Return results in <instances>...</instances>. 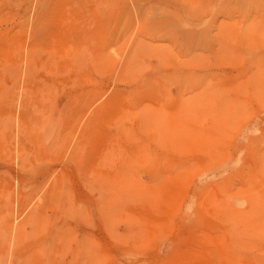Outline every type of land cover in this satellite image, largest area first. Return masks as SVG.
Segmentation results:
<instances>
[{
  "label": "rangeland",
  "instance_id": "obj_1",
  "mask_svg": "<svg viewBox=\"0 0 264 264\" xmlns=\"http://www.w3.org/2000/svg\"><path fill=\"white\" fill-rule=\"evenodd\" d=\"M196 1L199 3L203 2L202 8L201 4L199 6V3ZM41 2V0H0V35L2 34V37L0 36V120L2 119L1 117L8 119V116H10L9 123H12L11 125L8 123V126L5 125L7 127V130H3L5 133L0 131V138L4 139L3 141L0 140V207L3 206L7 208V212L9 213L8 216H10L9 231H11L10 234L8 230L6 231L9 234L6 236L7 240L0 236V257L2 256V258H0V264H5L6 261L8 264H15V262L16 264H25L27 262V259L25 258H28V250L32 248L39 251L45 244H50V246L52 244V258L55 261L62 258L65 264H203L205 258L206 260L210 258L209 260L212 261H205V263L208 262L207 264H212L213 262L215 264H223V260H225L223 258H227L228 255L231 256L232 254L231 258H227L229 260L234 258V260H237V262L235 261L236 263L231 260L233 261L232 264H264V0H45L46 5H48V10H43V14L39 11V8L42 9ZM180 2H183V4ZM151 6L160 10L152 7L154 9V13H152L153 10L150 8ZM53 7L57 10L55 11L52 9ZM37 10L42 15H38L39 13L36 15ZM155 10L159 12H156ZM52 11L54 12V15H52ZM192 11H194V13ZM191 12L194 15L191 14ZM49 13H51V15H49ZM163 13H165V15H163ZM195 13L198 14L195 15ZM153 14L156 17H151ZM37 16H41L45 22H47V27L50 24H52L50 25L51 27L53 25H56L55 27H57V23L62 22V24L65 25L64 21L67 18V21L70 20V22L74 24H69V22L65 21L66 26H71V29L74 28L73 26H75V28H80L79 33L82 35V42L86 41V39H89L88 41H90V39L97 34L96 32L99 34L100 31L99 35L103 37L105 36V41L99 40L100 42H103L101 45H97L96 43H99L98 38H100L97 34V37H95L97 40H95L96 43L93 41L94 39L91 40L93 43L90 42V44L92 43V48L94 45L96 46L94 49L97 50L90 49V47L89 50L87 47L89 42H85L88 44L87 46L85 43L84 45L82 44L84 47L86 46L85 50L87 51L84 50V59H82V63L80 62L81 65L83 64L82 66L78 65V67L73 68V70L68 69L69 71L65 72L57 69L49 70L46 68L39 67L38 69L35 67L32 70V75L34 73L35 76H31L34 78L28 80L27 72L24 69V56L30 46L29 44L32 43V34L34 33L33 31H35V26H37L36 24L39 19ZM60 20L62 22H60ZM182 21L183 23H181ZM62 24L59 25L63 26ZM90 27L93 30L94 28H97V31H92ZM183 27H187V29ZM249 27L250 29H248ZM82 28L83 30H81ZM85 29L87 32L89 31L87 29H90V33L93 32L92 35L90 34L91 38H89L90 36L88 37L89 33L86 35V31L84 32ZM250 30L252 31L251 33L253 36L249 33ZM83 32L85 34H83ZM102 32L106 34L102 35ZM247 32L249 35L246 34ZM254 33L261 35V37ZM84 35L87 36V38H83ZM3 37L4 41L2 39ZM129 38L131 40H129ZM140 40L143 42V45ZM146 44L148 46L150 45V47L147 48ZM109 48L111 49L109 50ZM128 48L130 49L127 50ZM91 50L99 52L100 55L102 54V57H100L98 53L96 54V52L94 56V52H91ZM191 51H193L192 54H190ZM90 52L92 54H90ZM137 52L138 55H136ZM129 53H131V55H129ZM90 55L95 58L98 55L100 57L98 63L95 61L92 62L93 60L91 59L92 57L90 58ZM119 55L120 58H118ZM130 56L131 58H129ZM159 56L160 58H158ZM190 57L192 59H190ZM127 58L130 59V62L132 60V63L137 64L138 66L128 63L129 66L131 64L130 68L127 65V62H129ZM59 59L61 58L59 57ZM134 61L137 62L135 63ZM10 62L17 64L15 67L16 70L12 71ZM126 65L130 68V71ZM142 65H144V68ZM79 66L82 69L79 68ZM132 67H135V70H133ZM24 72L26 73V76L24 75ZM191 73L194 77L198 76V78H192L194 80L200 78L208 80L210 82V85H208L209 88L208 86L206 88L204 86V88L199 90V86L203 87L201 82L203 80H198V82H201V85L200 83L198 84L199 86L193 84L192 86H195V89L188 84L185 86V83H182L183 87L180 85V89L185 86L184 89L187 87V90H189L191 86V90H194V92L190 95L189 92H185L186 90L183 89L181 91H183V93L185 92V95L182 94L181 91L179 93L180 89L178 90V85L181 82L179 84L178 82H184V77H187V75L192 76ZM201 75L203 77H200ZM135 79H138L136 80L137 84L133 83L135 82ZM189 79H191V77L188 78V80ZM70 80H73L74 83ZM140 80L143 81L139 82ZM145 80L151 81V84H146L147 82ZM206 80L203 82L206 83ZM192 81L190 82L191 84L198 83L197 80ZM49 82L51 85L47 84ZM138 84L139 86L137 87L136 85ZM142 84H144L145 87ZM90 85H94L98 93V95L92 97V101L83 99L80 96V92L83 91L84 88L88 89ZM141 85L144 89L141 88ZM135 88L138 90L139 95H136L138 93H136L137 90L135 91ZM145 88L147 89V92L144 91ZM80 89L82 90L80 91ZM118 89L119 92H117ZM121 89H123V91L128 90V93L126 94L125 91L124 95V92H121L123 94L121 95ZM141 89L143 92L139 91ZM113 91H116L114 94L115 96L119 93V97L118 95L117 98L114 97ZM202 94H204V97L200 96ZM110 95L111 97L113 96L114 99L108 97ZM120 95L122 97L124 96V98ZM106 98L107 100L111 98L109 100L112 101H106ZM119 98L125 100H119ZM171 98L174 100H171ZM188 99L192 103H189ZM216 99H218V101ZM102 101H104V103ZM115 101L116 103L119 101V104L117 105L118 107L115 106ZM122 102L124 105L126 103L125 110H123L124 107L121 108L122 106H119L120 103L123 105ZM197 102L200 104H197ZM214 102L220 103H215V105L213 104ZM112 103H115V105H112ZM184 103H187L185 104L186 106L191 104L189 105V109H195V113L192 109V112L188 109L190 113L185 111L188 106L186 107ZM223 103H226V106ZM81 104L85 105V107H81ZM142 104L153 106L152 108L144 106L143 111H145V109H150L153 111L150 112L154 114L159 112L155 109L162 108L161 110L163 113H160L159 116L158 114L154 115L153 117L158 119H153L152 113L148 115L149 110H146L148 113L145 112L147 116H144L145 113L141 110L143 107ZM157 104L160 105L156 106ZM221 104L228 108L227 111L225 110V107V109H223ZM103 105L107 108V110H104L106 111V114L100 112L101 108L98 109L100 106L103 109H106ZM108 105H111V108H113L114 111L110 112L113 109L110 110V106ZM136 105L139 109L138 107H135ZM161 105H163V107H161ZM173 105L176 106L177 110L178 108L180 110L177 111ZM95 106H97L96 111L100 112V114L102 113L101 116H103L104 113V116L102 117L104 119H102L100 115L96 116L99 114L98 112L93 113L94 115L96 114V117L101 119V122H99L100 119L97 121L99 123L94 121L96 119L95 116H90V114H92L91 111ZM155 106L156 108H154ZM183 106H185V108ZM181 107L184 108V111ZM23 108H26V111L28 112L30 111L28 116L31 120L33 134L28 136H23L20 132L16 133L18 131L17 125H19L18 122L20 121L19 117ZM163 108L167 109L169 114L172 111V114H167L168 117L170 116V119L166 117V110L164 112ZM172 108H174L175 111L174 109L172 110ZM52 109L54 111V113L52 112V115L56 116L54 119L52 117V120L57 122L54 123L53 131L54 135L59 134L57 138L58 140L56 142H50L51 146L48 149L44 150L41 148L40 150H35L36 147L32 140L33 136L35 133L42 132V128H44L42 125L44 117L48 114L47 112ZM232 109H234L235 112ZM131 110H134L137 113H134L133 111L131 113ZM181 110L184 112L183 116ZM212 110L216 112L213 113ZM94 111L95 108L92 112ZM107 111L110 112L109 115L107 114ZM117 111L119 114H117ZM196 111L198 112L197 114ZM139 112H141L140 115ZM75 113H77L76 116ZM114 113L118 115L119 119H123L120 123L117 115L111 117ZM73 114L74 117L71 116ZM137 114L140 118L142 117L141 119H149V121L146 119L147 121L144 120V122L140 119L139 120L152 130L149 128H142L144 127V124L140 127L141 122L136 118L138 117L136 116ZM80 115L83 116H81L83 121L88 118L90 120L88 123L92 122V124L97 126L89 124L93 127L90 128L89 125H86L88 127L86 128L85 124H87V122H85V120V124H83V122L81 123L82 119L79 118ZM109 116L112 120L109 119ZM193 116L194 118L196 116V118H190ZM161 118H167L168 122H165L164 119ZM175 119H185L184 122L186 123L187 128L184 127L185 123L184 126L182 125L183 129L180 128L183 123L179 121L178 122L181 123L179 124L180 126L177 124V121L170 125ZM104 120L107 121L109 125L108 123L106 124V122L104 124ZM113 120L115 124L116 122L118 123V129H116L117 126H115V124L113 127ZM159 120H163V122H159ZM150 121H152L153 124H150ZM153 121L157 122L156 127H159H157V131L154 128L155 126L151 127L154 125ZM121 122L124 125L120 126L119 124H121ZM187 122L194 123L195 126L202 129L199 130L193 124L190 125ZM101 123L102 125L104 124V127H107V131L105 130L106 127L104 129L102 125V129L99 127L98 124ZM147 123L150 125L147 126ZM165 123H169L168 125H170V128L169 126L164 125V127L169 129L162 128L163 125L161 126V124ZM70 125L71 127H69ZM160 126L165 131L161 130ZM2 127L3 125L1 126L0 123L1 130ZM68 127L70 129H68ZM81 127H85L83 129L87 134L89 128V132L92 134V132L94 133L96 130H94V128L99 127L96 131H99L100 129L101 131L94 135L99 141H91L94 137L90 134L87 136L84 131L82 132ZM121 127H124V132L120 129ZM188 127L194 128V132H197L194 134L191 128L188 129ZM184 128L185 130L187 129V132ZM78 129H81V132H79ZM116 130L117 132H115ZM171 130H174V132L172 133ZM105 131L106 135H104ZM179 131L181 132L179 133ZM100 132L104 137L101 136ZM83 133L84 136L86 135V138L83 137ZM107 133H109V135ZM116 133H120L118 135L119 137L122 134L121 143L124 147L123 149H121L122 145H120V140L118 141L120 138ZM159 133L163 134L158 136ZM77 134L82 135V139L80 138L82 142L85 138L82 148L83 157H85V159L89 158L87 160L95 158L96 160L94 159L93 161L95 162L93 163L99 161L100 164L98 165L100 166L93 164L94 166L92 168L94 171L91 169V172L88 170L87 173V171L77 170L74 165L70 164V170L66 171L67 176L63 177V179H58L60 173L59 168L61 169L62 162L64 161V158L66 159L70 145L78 140ZM124 134L125 138L122 137ZM96 135H99L106 140H103L100 137V139H98ZM107 135L109 138H107ZM113 135H116V137L114 136V139L112 137ZM162 135L164 136L162 137ZM165 136L166 138L164 139ZM56 137L57 136H55V139ZM89 137L90 139L91 137L93 138L89 140ZM156 137L160 139L161 147L160 144H157L159 140L156 141ZM111 138L114 140H112L113 142H111ZM115 138H117L119 144L115 143L117 142ZM28 139L32 140V142ZM88 140L91 141V146ZM165 140L166 144H169L166 145L164 143ZM215 140H218L219 144L216 142L218 147L216 146V143L213 142ZM94 142L97 146L94 145ZM99 142H101V145ZM103 142L105 146L102 145ZM21 143H24L26 147H28L27 152L29 156L27 155L25 157L24 162H22L24 164L20 163L21 160L17 156L19 149L18 146L22 145ZM111 143L117 148V150L110 145ZM156 144L158 146H156ZM117 145L119 147H117ZM213 145L215 146L213 147ZM92 146L93 148H90ZM98 146H101L99 148L100 151ZM156 147L159 149L158 152L160 151L161 154L165 153L162 155L170 157L166 158L163 156L164 159L166 158L165 160L169 159L168 162L164 159L162 161H165V163L167 162L168 166H166L165 163H161L160 166L165 164L162 167L158 166L157 160V164L155 160H152L151 163L147 164L148 162L146 160L150 161L151 159V156H147L149 155V152L150 155L151 153L154 155L152 159H158L161 157L157 156L158 153H156ZM87 148H90V150L92 149V152L95 148L98 149L101 158L99 155L97 156L98 158H96L97 154L95 155L94 153H97V150H94L93 153H89L90 150ZM103 148L105 150L102 152ZM125 148H127L126 152L133 151V153H137V156L132 155L133 153H127V155L124 150ZM133 148L136 149L132 150ZM143 148L147 150L146 153L148 154L141 152L145 150ZM106 149H111V152L108 150V152H106ZM139 149L140 151L138 153ZM164 149L167 152L164 151ZM207 150L209 151L207 152ZM100 152H102V155ZM105 152L109 155V159L103 158L106 155ZM109 152L110 154H108ZM169 152L172 156H167L168 154L170 155ZM124 153L126 155H124ZM89 154L94 157L91 158ZM111 154H114L115 156H112ZM139 154L142 156L146 154L145 158L142 157L141 159V155ZM122 155H124L123 159ZM178 155L181 156V158ZM133 156H135L137 161L140 159L146 160L141 161L140 164L138 163L140 161L136 162ZM201 156H203L205 160L200 159L203 158ZM175 157H178L179 159ZM131 158L135 162L129 163L131 162ZM162 158L158 159V161H161ZM182 158L189 159L184 161ZM119 159H122V162L119 161ZM126 159H129L130 161L127 162ZM102 160L104 161L103 164ZM107 160L109 162H107ZM181 160L183 162H181ZM196 160L198 162H196ZM123 161L124 163L127 162L126 165ZM170 161H174V163ZM142 162L147 163L144 165ZM152 162H154V164ZM50 163L51 165H49ZM176 163L179 164L178 169H176L177 167L175 168V166H178ZM117 164L121 166H117ZM150 164L153 166H150ZM123 165H130V167H132V170L130 169L132 171L130 174L133 173L134 177L133 174L130 176L127 174L129 172L126 173V170L130 171L129 167L124 166V168H128L124 169ZM154 166L157 167V170ZM105 167L108 171L104 170ZM114 167H116V169H114ZM120 168L125 170L122 171L121 169V171L124 172L123 174L130 176L129 180L136 178V181L139 180L137 181L139 184L141 181H143V183L149 182L151 184V189L150 186H148V188L145 186L146 184L143 185L141 183L142 186H144V189L148 190L147 193H128V196H126L127 193H125L126 195L122 193V195L119 196V193H113L110 188L105 187L103 189V186H101L102 188H98L100 185H98L99 182L96 176L105 179L108 173L109 177L122 175V173H115L117 170L119 172ZM148 169L150 170L149 173H151V170H153L154 173L152 172L151 175L147 176ZM174 169L176 170L173 171ZM103 170L106 171V176L103 175L105 173ZM168 170L171 171L170 174L168 173ZM160 171L163 172V175L160 174L159 176L161 177L157 180V172L161 173ZM89 172L91 174H93L92 172H95V174L91 175L93 177L88 175L90 174ZM100 174L104 177H100ZM108 176L107 178H109ZM151 176H155L156 180L154 179L155 181H153ZM54 179L56 183H54ZM219 179L220 181L218 182ZM216 181L220 185H218ZM132 182L133 181H131V183ZM134 182L132 184H134ZM135 184L137 183L135 182ZM153 184L156 185L152 186ZM59 185L61 186L60 191ZM50 186L55 189L58 188V193L60 192V194L55 193V196L53 197L54 201L51 202V199L49 206L45 209L46 217H43V219L47 220L45 225L42 224L43 226L41 228L39 227V225H41L40 222L44 221L42 220L39 222L40 224L36 223L35 226H31L32 228H23L22 230L26 232L22 233L24 235H22V240L21 238H18L16 240L18 244L14 245L17 249L12 248L14 241L12 237H14L13 235L16 233L19 222L23 220L24 215L28 213L29 207L34 201L33 199L38 197ZM168 188L171 190L169 191ZM213 188H215L217 192ZM247 188L248 191L245 190ZM202 190L207 192L205 193L207 194L206 196H203L205 194H202ZM200 196H203V198L201 197V204L198 202L201 199ZM55 197L57 198L56 203ZM23 199L25 201L21 203ZM26 199H30L28 200V202H30L28 203ZM196 200H198V205L196 204ZM204 200L206 201V204H204ZM186 203L189 204L186 206ZM51 204H55V207ZM184 205L189 208V211L187 210L188 212L184 211ZM204 208H206V211ZM172 209L174 211H172ZM211 210H213V212ZM209 211H211V213ZM53 212L55 214H53ZM111 212L114 213L112 214ZM106 216L109 219H106ZM125 218L127 221L128 219L129 221H132L133 219L134 223L132 221V225L130 226L131 223H128L129 221L127 222ZM192 218L194 220H192ZM209 218L212 222L206 221ZM107 220L115 226L114 228L116 230L113 229L112 225L109 224L110 222ZM105 221H107L108 224ZM203 221H206L205 224ZM194 222L196 227L193 224ZM209 222L211 224L208 225ZM105 225H109L111 229L109 226ZM199 225H201V227ZM203 225L206 226L204 227ZM225 226H227L228 229L227 227L225 228ZM33 227L35 228L33 229ZM211 227L212 229H210ZM214 228H218V230H213ZM227 230H229V233ZM221 231H224V233ZM205 233H208V235L206 236ZM226 233L227 235H225ZM220 234H224L223 237H226L222 238ZM203 235H205V239H203ZM231 236H233L232 239H230ZM200 237H202L201 240L198 239ZM227 237H230L229 240ZM219 238H222L223 241L221 239L217 242H222L217 243L216 240ZM224 240H226V242H224ZM227 240L229 241L228 246L223 245V247L222 244H227ZM230 240H232V244ZM181 242L182 244H180ZM219 245H221V247ZM218 246L220 247V250ZM222 247L223 249H221ZM231 247L232 249H230ZM209 248L214 250V252L212 251L213 254H211V251H207L210 250ZM226 248L230 250L224 251ZM215 250L216 252L218 251L217 254H219L221 258L223 257L222 259L216 254L217 257H215ZM17 251L21 254L20 256L19 254L17 255ZM230 251L232 254H230ZM93 254L95 256H92ZM38 255L41 256V254ZM214 258L216 260H214ZM231 261H229L230 264Z\"/></svg>",
  "mask_w": 264,
  "mask_h": 264
},
{
  "label": "bare ground",
  "instance_id": "obj_2",
  "mask_svg": "<svg viewBox=\"0 0 264 264\" xmlns=\"http://www.w3.org/2000/svg\"><path fill=\"white\" fill-rule=\"evenodd\" d=\"M41 1H42V2H41V5H42L41 7H42V9L39 8V11L42 12V11L45 10V9L48 10V5H46L45 0H41ZM174 1H176V0H174ZM194 1H195V0H194ZM166 2H167V1H166ZM177 2H179V1H177ZM196 2H197V1H196ZM121 3H122V2H121ZM180 3L183 4V2H180ZM197 3H199V2H197ZM169 4H170V3H169ZM189 4H190V3H189ZM195 4H196V3H195ZM200 4H201V8H202L203 2H200V3H199V6H200ZM38 5H40V4H38ZM186 5H187V4H186ZM190 5H191V4H190ZM192 6H195V5H192ZM222 6H223V5H222ZM222 6H221V7H222ZM152 7L155 8L154 6H151L150 8H152ZM159 7H160V6H159ZM162 7H163V6H162ZM210 7H211V6H210ZM217 7H219V6H217ZM37 8H38V7H37ZM153 8H152L153 12L150 10L152 13H154V9H153ZM188 8H189V7H188ZM192 8H193V7H192ZM211 8H212V7H211ZM254 8H255V7H254ZM49 9H50V8H49ZM52 9H54V7H53ZM52 9H51V10H52ZM59 9H61V8H59ZM69 9H70V8H69ZM155 9L160 10V9H158V8H155ZM217 9H218V8H217ZM54 10L56 11L57 9H54ZM87 10H88V9H87ZM142 10H143V9H142ZM173 10H174V9H173ZM155 11H156V10H155ZM167 11H168V10H167ZM50 12H51V11H50ZM121 12H122V11H121ZM145 12H146V11H145ZM156 12H159V11H156ZM192 12L194 13V11H192ZM192 12H191V14H193ZM196 12H197V11H196ZM200 12H201V11H200ZM210 12H211V11H210ZM38 13H39V12H38V10H37L36 15H37ZM52 13H53L52 15H54V12H53V11H52ZM56 13H57V12H56ZM160 13H161V12H160ZM177 13H178V12H177ZM42 14H43V12H42ZM42 14L39 13L38 15H42ZM58 14H59V13H58ZM58 14H57V15H58ZM158 14H159V13H158ZM196 14H198V13H195V15H196ZM211 14H212V13H211ZM211 14H210V15H211ZM49 15H51V13H49ZM163 15H165V13H163ZM167 15H170V14H167ZM185 15H186V14H185ZM185 15H184V16H185ZM193 15H194V14H193ZM193 15H192V16H193ZM212 15H213V14H212ZM212 15H211V16H212ZM61 16H62V15H61ZM35 17H36V16H35ZM37 17H39V19H38V22H37V24H36L37 26H35V27H36V28H35V31H33L34 33L32 34V35H33V37L31 38V42H32V43L29 44L30 46L28 47V49H27V51H26V54H25V56H24V57H25V58H24V61H25V62H24V69H25L26 72H27V79H28V80L34 78V77H31V76L34 75V73H33V75H32V70H33V68H35V67H37L38 69H39V67H41V68H46V69H49V70H56V69H57V70H60V71H62V72L69 71V70H71V69L73 70V68L78 67V65H81L80 62L83 61L82 59H84V50H85V47L88 45V44H86V43L89 42V45H91V44L93 43L91 40L94 39L93 41L95 42V40H96L95 37L100 36L99 34H100L101 31L99 32V34H98V32H96L98 35L96 34L97 36L94 35V37L92 36L93 38H91L90 34L92 35L93 32L90 33V32H89L90 29H87V30H89V31L87 32L86 29H85L84 32L86 31V35L89 33L88 37L90 36L89 38H91V39H90V41H88L89 39H88V40L86 39V41L82 42V40H83V39H82V35L79 33V29H80V28H75V26L72 25L74 28L71 29V26H66V22H65V21L68 20L67 18H66V20L64 21V24H65V25H63V24H62L63 22L60 20V22H62V23H57V25H58L57 27H55L56 25H55V26L53 25V26L51 27L50 25H52V24H50V25L48 24V25H49V26H48L49 28H48V27H47V24H46L47 22H45V20H44L41 16H37ZM59 17H60V16H59ZM151 17H156V16H154V14H153ZM167 17H168V16H167ZM145 18H147V17H145ZM180 18H181V17H180ZM184 18H185V17H184ZM196 18H197V17H196ZM210 18H211V17H210ZM146 20H147V19H146ZM177 20H178V19H177ZM201 20H202V19H201ZM201 20H200V21H201ZM211 20H212V19H211ZM136 21H138V20H136ZM147 21H148V20H147ZM185 21H186V20H185ZM55 22H56V21H55ZM67 22H69V24L71 23L70 20L67 21ZM189 22H190V21H189ZM196 22H197V21H196ZM137 23H138V22H137ZM164 23H165V22H164ZM181 23H183V21H182ZM199 23H200V22H199ZM59 24H60V25L62 24L63 26H60ZM71 24H74V23H71ZM167 24H168V23H167ZM179 24H180V23H179ZM195 24H196V23H195ZM67 25H68V24H67ZM173 25H174V23H173ZM181 25H182V24H181ZM185 25H186V24H185ZM188 25H189V24H188ZM192 25H193V23H192ZM196 25H197V24H196ZM176 26H177V25H176ZM189 26H190V25H189ZM207 26H208V25H207ZM228 26H229V25H228ZM235 26H236V25H235ZM50 27H51L52 30L50 29ZM164 27H165V26H164ZM169 27H170V25H169ZM171 27H172V26H171ZM187 27H188V26H187ZM187 27H183V28H186V29H187ZM226 27H227V26H226ZM250 27H251V26H250ZM250 27H249L248 29H250ZM88 28H89V27H88ZM90 28H91V27H90ZM166 28H167V26H166ZM191 28H193V27H191ZM96 29H97V28H96ZM96 29L94 28V30H93V29L91 28L92 31H97ZM195 29H196V28H195ZM251 29H252V28H251ZM81 30H83V28H82ZM81 30H80V31H81ZM102 30H103V29H102ZM170 30H171V29H170ZM180 30H181V29H180ZM180 30H178V31H180ZM188 30H189V29H188ZM196 30H197V29H196ZM196 30H195V32H196ZM260 30H261V29H260ZM31 31H32V30H31ZM158 31H159V30H158ZM172 31H173V29H172ZM181 31H182V30H181ZM185 31H186V30H185ZM84 32H83V34H85ZM251 32H252V31L250 30L249 33L252 34ZM31 33H32V32H31ZM81 33H82V32H81ZM94 33H95V32H94ZM249 33L247 32L246 34L249 35ZM79 34H80V35H79ZM101 34H102V35H103V34L105 35L106 33H103V32H102ZM156 34H157V33H156ZM172 34H173V33H172ZM181 34H182V33H181ZM192 34H193V33H192ZM246 34H245V35H246ZM254 34H257V33H254ZM1 35H2V34H1ZM1 35H0V36H1ZM109 35H110V34H109ZM202 35H203V33H202ZM257 35L261 37V35H259V34H257ZM135 36H136V35H135ZM204 36H205V35H204ZM252 36H253V34H252ZM1 37H2V36H1ZM1 37H0V38H1ZM85 37L87 38V36L84 35L83 38H85ZM104 37H105V36H104ZM104 37H103V36H100L101 39L98 38V41H99V40H100V41H101V40L105 41V38H106V37H105V38H104ZM131 37H132V36H131ZM133 37H134V35H133ZM162 37H163V36H162ZM186 37H187V36H186ZM246 37H247V36H246ZM250 37H251V35H250ZM102 38H104V39H102ZM2 39H3V41H4V37H3ZM32 39H33V41H32ZM129 40H131V39L129 38ZM132 40H133V39H132ZM135 40H136V38H135ZM181 40H182V39H181ZM5 41H6V40H5ZM96 41H97V40H96ZM100 41H99V43H98V42H97V43L95 42V43H96L97 45H98V44L101 45L103 41H102V42H100ZM126 41H127V40H126ZM140 41H141V40H140ZM183 41H184V40H183ZM193 41H194V40H193ZM85 42H86V43H85ZM90 42H92V43L90 44ZM112 42H113V41H112ZM124 42H125V41H124ZM131 42H132V41H131ZM135 42H136V41H135ZM191 42H192V41H191ZM84 43L86 44L85 47L83 46ZM141 43H142V45H143V42H142V41H141ZM141 43H140V44H141ZM187 43H188V42H187ZM189 43H190V42H189ZM202 43H203V42H202ZM82 44H83V45H82ZM138 44H139V42H138ZM181 44H182V43H181ZM89 45H88L87 47H88V49H89V47H90V49H91V48H92V45H91V46H89ZM126 45H127V44H126ZM142 45H141V46H142ZM204 45H205V44H204ZM128 46H129V42H128ZM146 46H147V48L150 47V45L148 46L147 44H146ZM146 46H145V47H146ZM164 46H165V44H164ZM181 46H182V45H181ZM186 46H187V45H186ZM192 46H193V44H192ZM95 47H96V46L93 45V48H92V49H94ZM139 47H140V46H139ZM143 47H144V46H143ZM121 48H122V47H121ZM140 48H141V47H140ZM147 48H145V49H147ZM167 48H168V47H167ZM181 48H182V47H181ZM86 49H87V48H86ZM90 49H89V50H90ZM110 49H111V48H109V50H110ZM112 49H113V47H112ZM129 49H130V48H128L127 50H129ZM145 49H144V51H145ZM155 49H156V48H155ZM168 49H169V48H168ZM94 50H97V49H94ZM160 50H161V49H160ZM169 50H171V49H169ZM180 50H181V49H180ZM189 50H192V49H189ZM85 51H86V50H85ZM111 51H112V50H111ZM113 51H114V49H113ZM138 51H139V50H138ZM141 51H142V50H141ZM141 51H140V52H141ZM154 51H155V50H154ZM162 51H163V49H162ZM86 52H87V51H86ZM91 52H94L93 55L95 56V52H96V51L91 50ZM91 52H90V54H92ZM120 52H121V50H120ZM120 52H119V54H120ZM124 52H125V51H124ZM159 52H160V51H159ZM169 52H170V51H169ZM192 52H193V51H191L190 54H192ZM88 53H89V52H88ZM97 53H98V55H99L100 57H102V54L100 55L99 52H96V54H97ZM131 53H132V52H131ZM131 53H129V55H131ZM161 53H162V52H161ZM111 54H112V53H111ZM117 54H118V53H117ZM121 54H122V53H121ZM124 54H126V53H124ZM182 54H183V52H182ZM190 54H189V55H190ZM87 55H88V54H87ZM98 55H97L98 58H97V57H96V58H95V57H92V55H90V58L92 57L91 59L93 60L92 62L95 61V62L98 63L99 58H100ZM136 55H138V52H137ZM85 56H86V55H85ZM115 56H116V53H115ZM117 56H118V55H117ZM146 56H147V54H146ZM190 56H191V55H190ZM193 56H194V55H193ZM59 57H60L61 59H59ZM187 57H189V56H187ZM194 57H195V56H194ZM90 58H89V59H90ZM93 58H95V59H93ZM118 58H120V55H119ZM129 58H131V56H130ZM129 58H127V59L129 60V62H127V65H128V66H129L128 63L133 64V63H132V60H131V62H130V59H129ZM158 58H160V56H159ZM161 58H162V57H161ZM167 58H168V57H167ZM170 58H171V57H170ZM170 58H169V59H170ZM182 58H183V57H182ZM115 59H116V58H115ZM121 59H122V58H121ZM137 59H138V58H137ZM142 59H143V58H142ZM190 59H192V58L190 57ZM190 59H189V60H190ZM117 60H119V59H117ZM128 60H127V61H128ZM135 60H136V59H135ZM175 60H176V59H175ZM184 60H186V59H184ZM12 61H13V60H12ZM100 61H101V60H100ZM190 61H191V60H190ZM192 61H193V60H192ZM134 62H135V61H134ZM136 62H137V61H136ZM136 62H135V63H136ZM176 62H177V61H176ZM81 63H82V62H81ZM84 63H85V62H84ZM90 63H91V62H90ZM162 63H165V62H162ZM194 63H195V62H194ZM14 64H16V63H12V62H10V65L12 66V67H11L12 71L16 70L15 67L17 66V64H16V65H14ZM85 64H86V63H85ZM131 64H130V66H131ZM141 64H142V63H141ZM177 64H178V63H177ZM82 65H83V64H82ZM82 65H81V66H82ZM115 65H116V64H115ZM119 65H120V62H119ZM127 65H126V67L128 68ZM133 65H134V66H135V65L138 66L137 64H133ZM144 65H146V64H144ZM144 65H142V67H143ZM86 66H87V65H86ZM117 66H118V65H117ZM130 66H129V67H130ZM22 67H23V66H22ZM177 67H181V66H177ZM206 67H207V66H206ZM20 68H21V67H20ZM79 68H81V67L79 66ZM116 68H117V67H116ZM127 68H126V69H127ZM130 68H131V67H130ZM130 68H128L129 71H130ZM132 68H133V70H135V69H134L135 67H132ZM143 68H144V67H143ZM153 68H154V67H153ZM155 68H156V66H155ZM158 68H159V67H158ZM195 68H196V67H195ZM204 68H205V67H204ZM11 69H9V70H11ZM68 69H69V70H68ZM81 69H82V68H81ZM85 69H86V68H85ZM126 69H125V70H126ZM128 69H127V70H128ZM197 69H198V68H197ZM197 69H196V70H197ZM125 70H124V71H125ZM133 70H132V71H133ZM154 70H156V69H154ZM171 70H172V67H171ZM173 70H174V69H173ZM176 70H177V69H176ZM78 71H79V69H78ZM152 71H153V70H152ZM156 71H157V70H156ZM179 71H180V70H179ZM97 72H98V71H97ZM117 72H118V71H117ZM204 72H205V71H204ZM204 72H203V73H204ZM115 73H116V72H115ZM98 74H99V73H98ZM127 74H128V72H127ZM127 74H126V75H127ZM161 74H163V73H161ZM176 74H177V73H176ZM24 75L26 76V73H25V72H24ZM24 75H23V76H24ZM124 75H125V74H124ZM185 75H186V74H185ZM191 75H192V73H191ZM34 76H35V75H34ZM103 76H104V75H103ZM114 76H115V75H114ZM154 76H155V75H154ZM168 76H169V75H168ZM182 76H183V75H182ZM123 77H124V76H123ZM125 77H126V76H125ZM130 77H131V76H130ZM142 77H143V76H142ZM163 77H164V75H163ZM190 77H191V79L188 80V78H190ZM200 77H203V76L201 75ZM24 78H25V77H24ZM75 78H76V77H75ZM95 78H96V77H95ZM131 78H132V77H131ZM167 78H168V77H167ZM167 78H166V79H167ZM180 78H181V77H180ZM185 78H186L187 80H186ZM192 78L195 79V78H198V76H197V77H194V75H192V76L187 75V77H184V80H183L184 82H182V81H179V82H178V84L181 82V83L178 85V86H179L178 90L180 89V85L183 87V84H182V83H185V84H184L185 86H187L186 84L191 85V86H192L193 84L196 85V86H199L198 84L200 83V85H201V82H202L203 87L199 86V88H200L199 90H201L202 88H204V86H205V88H206L208 85H210V82H209L208 80L204 79V78H200V79H196V80H197V82H198V80H199V81H201V80H203V81L206 80V83L203 82V81H201V82H198V83H196V84H195V83H192V84H191L190 82H191L192 80H193V81H196V80H194V79H192ZM86 79H87V78H86ZM168 79H169V78H168ZM75 80H76V79H75ZM114 80H115V79H114ZM136 80H138V79H135V82H133V83H136V82H137ZM190 80H191V81H190ZM70 81H71V80H70ZM141 81H143V80H140L139 82H141ZM145 81L147 82L146 84H151V81H149V80H145ZM154 81H155V80H154ZM175 81H176V79H175ZM185 81H187L188 83L185 82ZM193 81H192V82H193ZM27 82H29V81H27ZM71 82H73V80H72ZM75 82H76V81H75ZM115 82H116V81H115ZM122 82H123V81H122ZM124 82H125V81H124ZM176 82H177V81H176ZM73 83H74V82H73ZM163 83H164V82H163ZM168 83H169V82H168ZM189 83H190V84H189ZM203 83H204L205 85H204ZM207 83H208V84H207ZM45 84H46V83H45ZM47 84H50V82L47 83ZM112 84H113V83H112ZM136 84H137V83H136ZM206 84H207V85H206ZM50 85H51V84H50ZM142 85H144V84H142ZM142 85H141V88H143ZM113 86H114V85H113ZM132 86H133V84H132ZM136 86L138 87L139 84L136 85ZM168 86H169V85H168ZM185 86H184V88H185ZM191 86H190V89H189V90H187V89H188L187 87H186V89H184V88H182V89H183V90H186L185 92H189V95H190L192 92H194V90H193V91L191 90V89H192ZM89 87H90V88H89ZM89 87H88V89H87V88H84L83 91H81L82 89H80V91H81V92H80V96H81L83 99H86V100H89V101H90V100L92 99V97H95V95H98V93H97V90H96V88L94 87V85H92V86L90 85ZM144 87H145V85H144ZM157 87H158V86H157ZM192 87H194V89L196 88L195 86H192ZM132 88H133V87H132ZM132 88H131V89H132ZM208 88H209V86H208ZM138 89H139V88H138ZM143 89H144V88H143ZM175 89H176V88H175ZM182 89L179 90V93H180V91H181ZM121 90H122V91H120V94H121V95H123V94L125 95V91H126V94L128 93V92H127L128 90H125V91H123V89H121ZM132 90H134V89H132ZM136 90H137V89L135 88V91H136ZM139 91H140V92H141V91L143 92L142 89L139 90ZM144 91L147 92V89L145 88ZM148 91H150V90H148ZM190 91H191V92H190ZM203 91H204V89H203ZM24 92H25V91H24ZM113 92H114V93H113V96H114V97L117 98V95H118V97H119V93L116 94V96H115L114 94H115L116 91H113ZM117 92H119V89H118ZM121 92H122V93L124 92V93L122 94ZM165 92H166V91H165ZM185 92L183 93V91H181V93L184 94V95H185ZM214 92H215V91H214ZM22 93H23V92H22ZM136 93H138V90L136 91ZM157 93H158V92H157ZM179 93H178V94H179ZM141 94H142V93H141ZM144 94H145V92H144ZM187 94H188V93H187ZM121 95H120V96H121ZM136 95H139V93L136 94ZM203 95H204V94H202V95H200V96L204 97ZM212 95H213V93H212ZM78 96H79V93H78ZM113 96L111 97V95H110V96H108V97H111V98L114 99ZM200 96H198V97H200ZM81 97H80V100H81ZM108 97H107V98H108ZM121 97H122V96H121ZM125 97H126V96H125ZM198 97H195V98H198ZM202 97H200V98H202ZM212 97H213V96H212ZM107 98H106V101H108L109 99H111V98H109V99L107 100ZM122 98H124V96H123ZM122 98H119V100H123V101H124L125 99H122ZM174 98H176V97H174ZM214 98H215V97H214ZM211 99H212V98H211ZM171 100H174V99L171 98ZM181 100H182V99H181ZM188 100H189V99H188ZM192 100H193V99H192ZM192 100H191V101H192ZM214 100H215V99H214ZM216 100L218 101V99H216ZM89 101H88V102H89ZM91 101H92V100H91ZM111 101H112V100H109V102H111ZM176 101H177V100H176ZM211 101H212V100H211ZM220 101H221V100H220ZM79 102H80V101H79ZM88 102H87V103H88ZM102 102L104 103V101H102ZM109 102H107V103H109ZM113 102H114V101H113ZM171 102H173V101H171ZM171 102H170V103H171ZM180 102H181V101H180ZM186 102H187V101H186ZM193 102H194V100H193ZM81 103H82V102H81ZM103 103H102V104H103ZM115 103H116V101H115ZM115 103H114V104L112 103V105H115ZM122 103H123V102H122ZM189 103H192V102H190V100H189ZM198 103H199V102H197V104H198ZM210 103H211V102H210ZM215 103H218V104H219L220 102H214L213 104H215ZM84 104L87 105L86 103H84ZM100 104H101V103H100ZM105 104H106V102H105ZM118 104H119V101H118V103H116L115 106L118 107V106H117ZM162 104H163V102H162ZM166 104H167V102H166ZM172 104H174V103H172ZM175 104H176V103H175ZM185 104H187V103H184V105H185ZM199 104H200V103H199ZM223 104H224V103H223ZM85 105H82V104H81L80 106H81V107H82V106L85 107ZM89 105H90V103H89ZM98 105H99V104H98ZM98 105H97V106H98ZM123 105H124V103H123ZM123 105L120 103L119 106H122L121 108L124 107L123 110H125L126 103H125L124 106H123ZM142 105H143V104H142ZM159 105H160V104H157L156 106H159ZM180 105H181V104H180ZM189 105H191V104H189ZM189 105H187L188 107L185 105V106L187 107V110H185V111H188V109H189V107H190ZM215 105H216V104H215ZM215 105H213V106H215ZM224 105L226 106V103H225ZM97 106L94 107V108H95V111H94V112H92V111L94 110V108H93V110H92V108H91V110H92L91 113H92V114H90V116L92 115V116L94 117V116L96 115V114L94 115L93 113H95V112L97 113V112H98V111H96ZM101 106H102V105H101ZM101 106L98 107V109L101 108L100 112H104V113H105L106 111H104V110H107V108L103 105V107L106 108V109H103ZM108 106H110V110L113 109V108H111V105H108ZM115 106H114V108H115ZM138 106H139V104H138ZM138 106L136 105L135 107H138ZM144 106H147V104H146V105H143V107H142V109H141L142 111L144 110V109H143ZM156 106H155L154 108H156ZM167 106H168V105H167ZM167 106H165V107H167ZM173 106H175V105H173ZM181 106H182V105H181ZM185 106H183V107L185 108ZM193 106H194V105H193ZM196 106H197V105H196ZM213 106H212V107H213ZM221 106H222V104H221ZM225 106H222L223 109L226 108ZM227 106H228V104H227ZM24 107H25V106H24ZM76 107H77V106H76ZM89 107H90V106H89ZM147 107H148V108H150V107L152 108L153 106L149 105V106H147ZM161 107H163V105H161ZM165 107H164V108H165ZM169 107H170V106H169ZM169 107H168V108H169ZM183 107H181V108H182L183 111H184V108H183ZM210 107H211V105H210ZM215 107H217V106H215ZM224 107H225V108H224ZM87 108H88V106H87ZM121 108H120V109H121ZM145 108H146V107H145ZM164 108H163V111L165 112V110H166V112H168V113L165 112L166 117H167L168 119H170V118H169L170 116L168 117V115H167V114H169V111H167V109H164ZM21 109H22V108H21ZM88 109H89V108H88ZM98 109H97V110H98ZM117 109H118V108H117ZM135 109H136V108H135ZM138 109H139V107H138ZM161 109H162V108H161ZM161 109H160V108H159V109H158V108L155 109L156 111L158 110L159 112H156V113H154V114L152 113V112H153L152 110H150V109H145V111H143V113H145L146 110H147V111L149 110V111H148L149 113H148V112H146V113H148V115L152 113V118H153V119H158V118H154L153 116L156 115V114H158V116H159L160 113H163ZM169 109H171V108H169ZM173 109H174V108H172V110H173ZM175 109H176V106H175ZM175 109H174V111H175ZM191 109H192V111L195 110V109H193V108H191ZM191 109H189V110L191 111ZM215 109H216V108H215ZM215 109H214V110H215ZM218 109H219V108H218ZM227 109H228V108H226L225 110L227 111ZM102 110H103V111H102ZM110 110H108V111H110ZM121 110H122V109H121ZM126 110H127V109H126ZM153 110H154V109H153ZM155 110H154V111H155ZM160 110H161V112H160ZM176 110H177V109H176ZM178 110H180V109L178 108ZM178 110H177V111H178ZM214 110H212L213 113L216 112V111H214ZM225 110H224V111H225ZM232 110L234 111V109H232ZM72 111H73V110H72ZM108 111H107V112H108ZM112 111H114V109L111 110L110 112H112ZM118 111H119V110H118ZM118 111H117V112H118ZM132 111H133L134 113H137V112H135L134 110H131V113H132ZM142 111H141V112H142ZM150 111H152V112H150ZM192 111H191V112H192ZM26 112H27L28 114H27ZM29 112H30V111H29ZM29 112L26 111V108H25V109L23 108V111H22V113L20 114V117H19L20 119L18 118L20 121L18 122V124H19V125H17V126H18V127H17V128H18V131H17L16 133L20 132L21 135H23V136H28V135L33 134V132H32L33 129L31 128V120L29 119V116H28V115H29ZM50 112H51V113H50ZM52 112L54 113L53 109H52V110H49V111L47 112L48 114L45 115V117H44V121H43V124H42L44 128L41 127V128L43 129V130L41 129L42 132H41V133H37V134L35 133V135L33 136V139H32V140H33V142H34V143H33L34 146L36 147L35 150H40L41 148L44 149V150H45V149H48V148L51 146L50 142H56V141L58 140L57 138H58V135H59V134H58V135H54V131H53L54 123H57V122H55V121L52 120V117H53V119H54V117H56V116L52 115ZM100 112H98L99 114L96 115V116H99V115L101 116L102 113L100 114ZM110 112H108L107 114L109 115ZM121 112H122V111H121ZM141 112H139V115H140ZM188 112H189V111H188ZM220 112H221V110H220ZM234 112H235V111H234ZM234 112H233V113H234ZM73 113H74V112H73ZM104 113H103V116H104ZM122 113H123V112H122ZM143 113H142V114H143ZM146 113L144 114V116H145V115L147 116ZM181 113H182V116H183V113H184V112H182V110H181ZM189 113H190V112H189ZM194 113H195V111H194ZM197 113H198V112L196 111V114H197ZM76 114H77V113H75V116H76ZM87 114H88V113H87ZM105 114H106V113H105ZM117 114H119V112H118ZM117 114L114 113L113 116H111V117H114V115L116 116ZM165 114H164V115H165ZM170 114H172V111L170 112ZM170 114H169V115H170ZM179 114H180V113H179ZM229 114H230V113H229ZM67 115H68V114H67ZM88 115H89V114H88ZM126 115H127V114H126ZM139 115H138V114L136 115V116H138V117H136V118H138V120L140 119L141 121L144 122V120L147 119V120L149 121L148 118H146V119H141L142 117L140 118ZM225 115H226V114H225ZM71 116L74 117V114L71 115ZM81 116H82V115H80V117H79L80 119H82ZM96 116H95V117H96ZM103 116H101V118H102ZM121 116H122V114H121ZM144 116H143V117H144ZM161 116H162V115H161ZM228 116H229V115H228ZM82 117H83V116H82ZM105 117H106V116H105ZM109 117H110V116H109ZM111 117H110L109 119H111ZM125 117H128V116H125ZM125 117H124V119H125ZM163 117H164V116H163ZM176 117H177V116H176ZM176 117H175V118H176ZM180 117H181V116H180ZM1 118H2V119L0 120V123H1V126L3 125V127H2V130L0 129V131H3V130H5V129L7 130V127H6V126H8V125L10 124V123H9L10 116H8V119H7V118H4V117H1ZM106 118H107V117H106ZM106 118H105V119H106ZM117 118H118V115H117ZM144 118H145V117H144ZM167 118H165V119L167 120ZM178 118H179V116H178ZM190 118L195 119L196 116H195V118H194V116H193V117H190ZM69 119H70V118H69ZM71 119H72V118H71ZM80 119H79V120H80ZM96 119H97V120H96ZM96 119H95L94 121L97 122V121H99L100 118L96 117ZM102 119H104V118H102ZM115 119H116V118H115ZM118 119H119V118H118ZM128 119H129V118H128ZM130 119H132V118H130ZM159 119H160V118H159ZM161 119H164V118H161ZM165 119H164V121H165V122H168V120L166 121ZM172 119H173V118H172ZM7 120H8V121H7ZM55 120H56V119H55ZM75 120H76V119H75ZM85 120H86V121H85ZM111 120H112V119H111ZM122 120H123V119H122ZM122 120L119 119V120H118L119 123H120V121H122ZM140 120H139V122H141ZM147 120H146V121H147ZM184 120H185V119H184ZM184 120H179V119H178V120L175 119V120H173V121L171 120L172 123H170V125H171V124H174V122L177 121V124H178V125L181 124V123H183V124H181V126L179 125L180 128H182V127L184 126V123H185ZM70 121H71V120H70ZM76 121H77V120H76ZM84 121L87 122V124H85ZM84 121H83V119H82L81 123L83 122V124H85V126H86V125L88 126L89 124H92V122H91V123H90V122L88 123V121H90L88 118H87V119H84ZM146 121H145V122H146ZM157 121H158V120H157ZM160 121L163 122V120H159V122H160ZM178 121L181 122V123H179ZM72 122H73V121H72ZM72 122H70V123H72ZM99 122H101V119H100ZM99 122H97V123H99ZM105 122H106V124L108 123L107 121L104 120V124H105ZM111 122H112V121H111ZM143 122L140 123V127L143 126V124H144ZM150 122H151L150 124H153L152 121H150ZM153 122H154V125L151 126V127H154V126H155L154 128H155V130L157 131V127H158V126L156 127L157 122H155V121H153ZM169 122H170V121H169ZM196 122H197V119H196ZM8 123H9V124H8ZM70 123H69V124H70ZM97 123H96V124H97ZM102 123H103V121H102ZM102 123H101V124H98L99 127H100L101 129H102V127H101ZM155 123H156V124H155ZM187 123H188V122H187ZM11 124H12V123H11ZM11 124H10V125H11ZM72 124H73V123H72ZM104 124H103V125H104ZM114 124H115V123H114V120H113V127H114ZM141 124H142V125H141ZM150 124L147 123V126L150 125ZM168 124H169V123L161 124V126L163 125V126H162V128H163L164 125H166V126H169V128H170V125H168ZM188 124H190V125L193 124V125H194V123H190V122H189ZM217 124H218V123H217ZM5 125H6V126H5ZM55 125H57V124H55ZM92 125H94V124H92ZM92 125H89L90 128L93 127ZM103 125H102V126H103ZM108 125H109V123H108ZM111 125H112V124H111ZM119 125L121 126V125H124V124L121 122V124H119ZM158 125H159V124H158ZM182 125H183V126H182ZM81 126H82V124H81ZM83 126H84V125H83ZM87 126H86V128H88ZM94 126H97V125H94ZM115 126H117L116 129H118L119 126H118V123H117V122H116ZM161 126H160V128H161ZM179 126H178V128H179ZM188 126H189V125H188ZM194 126H195V125H194ZM5 127H6V128H5ZM69 127H71V125H70ZM69 127H68V129H70ZM99 127H95L94 130H95V129L98 130ZM105 127H106V126H105ZM105 127L103 126V129H104ZM111 127H112V126H111ZM113 127H112V128H113ZM124 127H125V126H124ZM124 127H123V128H124ZM140 127H139V128H140ZM184 127L187 128L186 123H185V126H184ZM191 127H192V126H191ZM191 127H190V128H191ZM195 127H197V126H195ZM9 128H10V127H9ZM83 128H85V127H83ZM83 128L81 127L82 132L84 131ZM90 128H89V130H90ZM123 128L121 127L120 129L123 130ZM126 128H127V127H126ZM126 128H125V129H126ZM142 128H149V129H150V127H146V124H144V127H142ZM142 128H141V129H142ZM158 128H159V127H158ZM162 128H161V130H164L165 128H166V129H169V128H167V127H164V129H162ZM185 128H184V130H185ZM190 128L188 127V129H190ZM199 128H200V127H197V129H199ZM81 129H80V130L78 129L79 132H81ZM92 129H93V128H92ZM101 129H100L99 131H101ZM113 129H114V128H113ZM182 129H183V128H182ZM182 129H181V130H182ZM201 129H202V128H201ZM201 129H199V130H201ZM85 130H86V129H85ZM87 130H88V129H87ZM89 130H88V134H90ZM96 130H95L94 133L92 132V134H90V135L93 136L95 139H94L93 137H91V139L93 138V139L91 140L90 137H89V140H91V141H93V140L99 141V140H97V138L94 136L97 132H99V131H96ZM105 130L107 131V127H106ZM122 130H121V131H122ZM150 130H152V129H150ZM155 130H154V131H155ZM191 130L194 132V128H191ZM91 131H92V130H91ZM106 131H105V134H104V135H106ZM118 131H119V130H118ZM164 131H165V130H164ZM166 131H168V130H166ZM182 131H183V130H182ZM185 131L187 132V129H186ZM3 132H4V131H3ZM10 132H11V131H10ZM36 132H37V131H36ZM38 132H39V130H38ZM84 132H85V131H84ZM102 132H103V130H102ZM115 132H117V130H116ZM123 132H124V130H123ZM159 132H160V131H159ZM171 132L173 133L174 130H173V131L171 130ZM180 132H181V131H179V133H180ZM193 132H192V133H193ZM195 132H197V131H195ZM195 132H194V134H195ZM4 133H5V132H4ZM65 133H66V132H65ZM65 133H64V134H65ZM85 133L87 134V132H85ZM157 133H158V132H157ZM167 133H169V132H167ZM167 133H166V134H167ZM192 133H191V136H192ZM9 134H11V133H9ZM88 134H87V136H88ZM98 134H99V133H98ZM100 134H101V136L104 137V135H102L101 132H100ZM107 134L109 135V133H107ZM110 134H112V133H110ZM113 134H114V132H113ZM116 134H117V136H118L120 133H119V134L116 133ZM161 134H163V133H159L158 136L161 135ZM2 135H4V134H2ZM66 135H67V134H66ZM108 135H107V136H108ZM121 135H122V134H121ZM121 135H120V137L118 136V137L120 138V139H118V141L120 140V143H121ZM164 135H165V133H164ZM164 135H162V137H163ZM18 136H19V135H18ZM55 136H57L56 139H55ZM62 136H63V135H62ZM77 136H78V137H77ZM77 136H76V137H77L78 140L75 141L74 143H72L73 141L71 142L72 145H70V148H69V150H68V154H67V156H66V159L64 158V161L62 162V167H61V169L59 168L60 173H59L58 179H59V178H62V179H63V177L67 176V172H66V171H69V170H70V169H69L70 164H71V165H74V167H75L77 170L79 169V171H81V170H82V171H87V173H88V170H90V172H91V169L93 170L92 167H93L95 164H96V165L100 164L99 161H98L97 163H93V162H95V161H93L95 158H94V159H91V160H87V159H89V158L85 159V157H83V155H82V148H83V142H84V139L86 138V137H85L86 135L84 136V133H83V137H85V138L83 139V142L80 140V138L82 139V135H80V134L78 135V134H77ZM96 136H97V135H96ZM101 136L98 135V136H97L98 139H100ZM114 136L116 137V135H113V136H112L113 139H114ZM158 136H157V137H158ZM174 136H175V135H174ZM1 137H3V136H1ZM4 137H5V136H4ZM9 137H10V136H9ZM20 137H21V136H20ZM20 137H19V139L21 140ZM99 137H100V138H99ZM110 137H111V135H110ZM118 137H117V138H118ZM122 137L125 138V134H124V136H122ZM157 137H156V139H157L156 141L159 140V141L157 142V144H160V139H158ZM12 138H13V137H12ZM16 138H17V137H16ZM26 138H29V137H26ZM107 138H109V136H108ZM117 138H115L116 141H117ZM165 138H166V136L164 137V139H165ZM10 139H11V138H10ZM17 139H18V138H17ZM17 139H16V140H17ZM101 139H103V138H101ZM113 139L111 138V142L114 141ZM164 139H163V140H164ZM0 140L3 141L4 139H1V138H0ZM28 140H30V139H28ZM32 140H30V141L32 142ZM89 140H88V141H89ZM103 140H106V139L104 138ZM107 140H108V139H107ZM112 140H113V141H112ZM122 140H123V139H122ZM124 140H125V139H124ZM194 140H195V139H194ZM196 140H197V139H196ZM62 141H63V140H62ZM91 141H89L90 146H91V143H90ZM108 141H109V140H108ZM118 141L115 142V143H116V144H117V143L119 144ZM19 142H20V141H19ZM31 142H30V143H31ZM86 142H87V141H86ZM101 142H102V140H101ZM101 142H99L100 145H101ZM105 142H106V141H105ZM125 142H126V140H125ZM213 142H215V143L217 142V143H218V140H215V141H213ZM1 143H2V142H1ZM106 143H108V142H106ZM109 143H110V142H109ZM161 143H162V142H161ZM164 143L166 144V140H165ZM217 143H216V146H217ZM5 144H6V143H5ZM8 144H9V143H8ZM21 144H22V143H21ZM89 144L87 143L88 146H89ZM92 144H93V142H92ZM116 144H115V145H116ZM125 144H126V143H125ZM157 144H156V146H158ZM167 144H169V143H167ZM167 144H166V145H167ZM218 144H219V143H218ZM31 145H32V144H31ZM84 145H86V144H84ZM94 145L97 146L95 142H94ZM102 145L105 146V145H104V142L102 143ZM110 145H112V143H111ZM120 145H122V143H121ZM188 145H189V144H188ZM88 146H86V147H88ZM107 146H108V144H107ZM112 146H113V145H112ZM125 146H126V145H125ZM161 146H162V145L160 144V147H161ZM163 146H164V144H163ZM176 146H177V145H176ZM208 146H209V145H208ZM214 146H215V145H213V147H214ZM18 147H19V149H18V153H17L18 155H17V156H18V157L20 158V160H21L20 163H21V164H24V163H22V162H24L25 157L28 155V152H27V151H28V147H26V145H25L24 143H23L22 145H19ZM52 147H53V146H52ZM58 147H59V146H58ZM100 147H101V146H100ZM100 147L98 146V149H99ZM113 147H115V146H113ZM117 147H119V146L117 145ZM120 147H121V146H120ZM140 147H141V146H140ZM140 147H138V148H140ZM166 147H167V146H166ZM217 147H218V146H217ZM53 148H55V147H53ZM90 148H93V146L90 147ZM90 148H87V149L90 150ZM104 148H105V147H104ZM104 148H103L102 152L105 150ZM110 148H112V147H110ZM115 148H116V147H115ZM123 148H124V147H123V145H122L121 149H123ZM127 148H128V144H127ZM127 148L124 149L126 154H127V153H128V154L133 153L132 150H135V149H136V148H133V149L131 150L132 152H130V151H127V152H126ZM138 148H137V149H138ZM141 148H142V147H141ZM156 148H157V147H156ZM156 148H155V149H156ZM163 148H164V147H163ZM170 148H171V147H170ZM85 149H86V148H85ZM98 149L95 148L94 150H97V151H98ZM112 149H113V148H112ZM143 149H145V148H143ZM160 149H161V148H160ZM167 149H168V148H167ZM215 149H216V147H215ZM33 150H34V149H33ZM53 150H54V149H53ZM91 150H92V149H91ZM91 150H90V152H89V151H88V152L91 153V152H92ZM94 150H93V152H94ZM107 150L111 152V149H110V150H109V149H106V152H108ZM114 150H115V149H114ZM114 150H113V151H114ZM116 150H117V148H116ZM118 150H119V149H118ZM129 150H130V148H129ZM158 150H159V149L157 148V152H156V153H158L157 156H158V157L161 156L160 158H162V157L164 156V155H162V154H165V153H162V154H161V152L159 151L160 154H161V155H160L159 152H158ZM161 150H163V149H161ZM190 150H191V149H190ZM56 151H57V150H56ZM97 151H96V152H97ZM99 151H100V149H99ZM99 151H98L97 153H94L95 155L97 154V155H96V158H98L97 156L99 155ZM113 151H112V153H113ZM119 151H121V150H119ZM139 151H140V149L138 150V153H139ZM146 151H147V150L145 149L144 151H141V152H145V153H146ZM164 151H166V150L164 149ZM164 151H162V152H164ZM174 151H175V150H174ZM208 151H209V150H207V152H208ZM93 152H92V153H93ZM102 152H100L101 155H102ZM106 152H105V154H106ZM110 152H109L108 154H110ZM121 152H122V151H121ZM121 152H117V153H121ZM136 152H137V151H136ZM166 152H167V151H166ZM170 152H171V151H170ZM170 152H169V153H170ZM190 152H192V151H190ZM125 153H124V155H126ZM134 153H135V152H134ZM134 153H133L132 155H136V156H137V153H135V154H134ZM154 153H155V151H154ZM172 153H173V152H172ZM193 153H194V152H193ZM128 154H127V155H128ZM146 154H148V153H146ZM146 154H145V155H146ZM175 154H176V153H175ZM195 154H196V153H195ZM89 155H90V154H89ZM111 155H112V154H111ZM113 155H114V154H113ZM113 155H112V156H113ZM115 155H116V153H115ZM115 155H114V156H115ZM119 155H121V154H119ZM119 155H118V156H119ZM124 155H122V159H123ZM132 155H131V156H132ZM139 155H141V154H139ZM139 155H138V156H139ZM145 155H144V156L141 155V159H142V157L145 158ZM28 156H29V155H28ZM84 156H85V154H84ZM90 156H91V155H90ZM90 156H89V157H90ZM108 156H109V155L106 154L103 158L107 159ZM118 156H116V157H118ZM147 156H151V157H150L151 159H150V161L145 159L148 163H147V162H142V163H144V165H145V163H147V164L151 163L152 160H153V161L155 160V162H156V160H157L158 164H157V162H156V164H157L158 166H160L161 163L163 164V163H165V161H167V162L169 161V159H168V160H165L166 158H170V157H166V156H164V157H166L165 159H164V157H163L161 161H158V159H160V158L157 157L158 159H152V158L154 157V155H153L152 153H151V155H150V152H149V155H147ZM155 156H156V154H155ZM167 156H172V155H171V153H170V155L168 154ZM178 156H179V155H178ZM182 156H183V155H182ZM203 156H205V155H203ZM203 156H201V157H203ZM93 157H94V156H91V158H93ZM99 157L101 158L100 155H99ZM126 157H127V156H126ZM133 157H134V159H135L136 162L140 161V162H138V163H140V164H141V161H145V160H141V159L137 161V159L135 158V156H133ZM133 157H132V158H133ZM179 157L181 158V156H179ZM19 158H18V159H19ZM27 158H28V157H27ZM112 158H113V157H112ZM112 158H111V159H112ZM127 158H128V157H127ZM132 158H131V162H129V163L135 162ZM137 158H138V157H137ZM139 158H140V156H139ZM144 158H143V159H144ZM146 158H149V157H146ZM155 158H156V157H155ZM175 158L179 159L178 157H175ZM191 158H192V157H191ZM191 158H190V159H191ZM197 158H198V157H197ZM108 159H109V158H108ZM111 159H110V160H111ZM117 159H118V158H117ZM122 159H119V161H121ZM163 159L165 160L164 162H162ZM171 159H172V158H171ZM187 159H189V158H186V159H185V158H182V160H184V161H185V160L187 161ZM198 159H199V158H198ZM200 159H204V160H205L204 157H203V158H200ZM95 160H96V159H95ZM124 160H125V159H124ZM126 160H127V162L130 161L129 159H126ZM174 160H175V159H174ZM182 160H181V162H183ZM100 161H101V160H100ZM115 161H116V160H115ZM119 161H118V162H119ZM201 161H202V160H201ZM45 162H46V161H45ZM49 162H50V161H49ZM55 162H56V161H55ZM107 162H109V161L107 160ZM112 162H113V161H112ZM112 162H110V163H112ZM121 162H122V161H121ZM121 162H120V163H121ZM127 162L124 163V161H123V163H124L125 165H126ZM159 162H160V163H159ZM167 162L165 163L166 166H168V165H167V164H168ZM170 162H173V163H174V161H170ZM179 162H180V161H179ZM196 162H198V161L196 160ZM203 162H204V161H203ZM103 163H104V161L102 160V164H103ZM115 163H116V162H115ZM123 163H122V164H123ZM152 163L154 164V162H152ZM177 163H178V162H177ZM177 163H176V164H177ZM210 163H211V162H210ZM54 164H56V163H54ZM93 164H94V165H93ZM102 164H101V165H102ZM107 164H109V163H107ZM165 164H164V165H165ZM169 164H170V163H169ZM44 165H45V164H44ZM49 165H51V163H50ZM105 165H106V163H105ZM118 165H119V164H117V166H118ZM125 165H123V168H124ZM127 165H128V164H127ZM131 165H132V164H131ZM151 165H152V164H150V166H151ZM164 165H162V166H164ZM170 165H171V164H170ZM177 165H178V166H175V168L177 167L176 169L179 168V164H177ZM98 166H100V165H98ZM106 166H107V165H106ZM114 166H116V165H114ZM119 166H121V165H119ZM152 166H153V165H152ZM162 166H160V167H162ZM48 167H49V166H48ZM96 167H97V166H96ZM109 167H110V166H109ZM125 167H129V170L132 168V167H130V165H129V166H125ZM147 167H148V166H147ZM154 167H155V166H154ZM171 167H173V166H171ZM81 168H82V169H81ZM97 168H98V167H97ZM97 168H96V169H97ZM103 168H104V167H103ZM123 168H120V171H121V169H122V171H125L124 169H128V168H124V169H123ZM155 168H156V170H157V167H155ZM155 168H153V169H155ZM173 168H174V167H173ZM96 169H95V171H96ZM114 169H116V167H114ZM117 169H118V167H117ZM159 169H161V168H159ZM176 169H174L173 171H175ZM104 170H107L106 167H105ZM104 170H103V171H104ZM131 170H132V169H131ZM131 170H130V171L126 170V173L129 172V173H127V174H129L130 176L133 174V173L130 174V172H132ZM170 170H171V169H170ZM170 170H168V173H169V174L171 173ZM93 171H94V170H93ZM100 171H101V170H100ZM107 171H108V170H107ZM112 171H113V170H112ZM115 171H116V170H115ZM120 171L118 172V170H117V172H115V173H122V175H115V176H111V177H109V176H108L109 173H108L107 176H108L109 178H107V176L105 175V174H106V171H104L105 173H104L103 175L106 176L105 179H104V178H99L98 176L95 175V176L97 177V179H98V182H99L98 185H100V187H98V188H102L101 186H103V189H104L105 187L110 188V189L113 191V193H119V194H120L119 196H121L122 193H124V194L127 193V195L125 194L126 196H128L130 193H133V194H134V193H147L148 190L144 189V186H142V184H143V185L146 184L145 186L148 187V186L151 185L149 182H148V183H149V185H148V183H145V182L143 183V181L140 180L141 183H142V184L140 183V184H141V187H140L139 182H137V181H139V180L136 181V178H132V180H129V177H130V176L127 175V174H123L124 172H122V171L120 172ZM164 171H165V170H164ZM90 172H89V173H90ZM145 172H147V171H145ZM149 172H150V170L148 169V174H147V176H148V175H151V173L153 172V170H151V173H149ZM160 172H161V171H160ZM78 173H79V172H78ZM92 173L95 174V172H92ZM100 173H101V172H100ZM153 173H154V172H153ZM157 173H158V176H159L160 174L163 175V174H162L163 172H161V173L157 172ZM93 174L90 173V174H88V175H90V177H93V176H91V175H93ZM100 175H101V176H100ZM100 175H99L100 177H104V176H102V174H100ZM95 176H94V177H95ZM155 176H156V174H155ZM155 176H154V177L151 176V177L153 178V181L156 180ZM158 176H156V177H157V180H158V178L161 177V176H159V177H158ZM96 177H95V178H96ZM133 177H134V174H133ZM151 177H150V178H151ZM55 178H56V177H55ZM152 178H151V179H152ZM164 178H165V177H164ZM164 178H163V179H164ZM223 178H224V177H223ZM51 179H52V178H51ZM134 179H135V180H134ZM154 179H155V180H154ZM225 179H226V178H225ZM86 180H87V179H86ZM160 180H162V179H160ZM53 181H55V179H54ZM62 181H63V180H62ZM131 181H133V182L135 181L137 184H135V182H134V184H132L133 182L131 183ZM148 181H149V180H148ZM164 181H165V180H164ZM207 181H208V180H207ZM219 181H220V179L218 180V182H219ZM88 182H89V181H88ZM159 182H160V181H159ZM216 182H217V181H216ZM216 182H214V183H216ZM218 182H217V183H218ZM221 182H222V180H221ZM223 182H224V180H223ZM54 183H56V181H55ZM162 184H163V182H162ZM137 185H138V186H137ZM154 185H156V184H153L152 186H154ZM213 185H215V184H213ZM218 185H220V184L218 183ZM221 185H222V184H221ZM40 186H41V185H40ZM52 186H53V185H52ZM215 186H216V185H215ZM60 187H61V186L59 185V191H60ZM142 187H143V188H142ZM147 187H146V188H147ZM213 187H214V186H213ZM35 188H36V187H35ZM148 188H149V187H148ZM166 188H167V187H166ZM170 188H171V186H170ZM207 188H208V187H207ZM207 188H206V189H207ZM223 188H224V187H223ZM248 188H249V187H248ZM248 188L245 189V190L248 191ZM150 189H151V186H150ZM168 189H169V188H168ZM213 189H215V188H213ZM36 190H37V189H36ZM36 190H35V191H36ZM160 190H161V189H160ZM170 190H171V189H169V191H170ZM207 190H209V189H207ZM33 191H34V190H33ZM38 191H39V190H38ZM165 191H166V189H165ZM202 191H203V190H202ZM204 191H205V190H204ZM204 191H203L202 194L207 193L206 191H205V192H204ZM215 191H216V189H215ZM218 191H219V190H218ZM220 191H221V190H220ZM166 192H167V191H166ZM210 192H211V191H210ZM216 192H217V191H216ZM216 192H215V194H216ZM32 193H33V192H32ZM55 193L60 194V192L58 193V188L55 189V188H53V187L50 186V187L46 188V189H45L40 195L38 194V195H39L38 197H36L35 199L32 198L34 201L32 202V204L30 203L31 206L29 207V211L27 210L28 213L25 214L26 217H25V215H24V219L21 220V221L19 222V224H18V226H17V229H16V233H15V235H13L14 237H12L13 240H14V241H13V244L10 243V244H12V246H13L12 248H15L14 245H17V244H18V242L16 241L18 238H21V240H22V238H23V236H24L22 233H25V232H26V231L22 230L23 228H25V227H30V228H32L31 226H35L36 223L38 224V223H39L40 221H42V220H44V221H43L44 223H43V222H40L41 225H39V227L41 228L43 225H45V222L47 221V220L43 219V217L45 216V209H46V207L49 206L51 199H52L51 202L54 201V200H53V199H54L53 197L55 196V195H54ZM128 193H129V194H128ZM148 193H149V192H148ZM238 193H239V192H238ZM243 193H244V192H243ZM245 193H246V191H245ZM57 194H56V195H57ZM124 194H123V196H124ZM202 194H201V195H202ZM211 194H212V193H211ZM218 194H219V192H218ZM33 195H34V194H33ZM131 195H132V194H131ZM162 195H163V194H162ZM206 195H207V194H205V195H203V196H206ZM24 196H25V195H24ZM34 196H35V195H34ZM203 196H200V198H201V197L203 198ZM26 197H27V196H26ZM30 197H31V196H30ZM32 197H33V196H32ZM56 197H57V196H56ZM56 197H55V199H56L55 203L57 202V198H56ZM58 197H59V195H58ZM124 197H125V196H124ZM27 198H28V197H27ZM202 198H201L199 201L196 200V204H197V205H198V202L201 204V200H202ZM204 198H205V197H204ZM213 198H214V197H213ZM24 199H25V198H24ZM24 199L22 200L21 203H23V201H25ZM32 199H31V200H32ZM141 199H142V198H141ZM187 199H193V198H187ZM207 199H208V198H207ZM26 200H27V199H26ZM28 200H30V199H28ZM28 200H27V202H28ZM212 200H213V199H212ZM143 201H144V200H143ZM188 201H189V200H188ZM192 201H194V200H192ZM197 201H198V202H197ZM29 202H30V201H29ZM29 202H28V203H29ZM186 202H187V201H186ZM189 202H191V201H189ZM204 202H205L204 204H206V201H205V200H204ZM21 203H20V204H21ZM194 203H195V202H194ZM207 203H208V201H207ZM210 203H211V201H210ZM229 203H230V202H229ZM1 204H2V202H1ZM176 204H177V203H176ZM187 204H189V203H186V206H187ZM21 205H22V204H21ZM51 205H54V207H55V204H51ZM0 206H1V205H0ZM5 206H6V205H5ZM22 206H23V205H22ZM26 206H27V205H26ZM186 206L184 205V207H185V210H184V211H187V210L189 209V208H187ZM190 206H191V205H190ZM200 206H201V205H200ZM204 206H206V205H204ZM52 207H53V206H52ZM202 207H203V204H202ZM21 208H22V207H21ZM23 208H25V207H23ZM186 208H187V209H186ZM8 209H9V208H8ZM195 209H196V208H195ZM202 209H203V208H202ZM204 210L206 211V208H204ZM9 211H10V210H9ZM21 211H22V210H21ZM172 211H174V210L172 209ZM188 211H189V210H188ZM188 211H187V212H188ZM202 211H203V210H202ZM211 211L213 212V210H211ZM211 211H209V212L211 213ZM187 212H186V213H187ZM214 212H215V211H214ZM111 213L113 214L114 212H111ZM184 213H185V212H184ZM205 213H206V212H205ZM8 214H9V213L7 212V208H5V207H3V206L0 207V232H1V233H0V236H1V238H4V239H6V236H7V234H8L6 231L8 230L9 234H10V232H11V231H9V229H10V221H9L10 219H9V217H10V216H8ZM46 214H47V213H46ZM49 214H50V213H49ZM53 214H55V213L53 212ZM108 214H109V213H108ZM207 214H208V213H207ZM205 215H206V214H205ZM107 216H108V215H107ZM107 216H106V219H109V218H107ZM113 216H114V215H113ZM127 216H128V215H127ZM127 216H125V217H127ZM166 216H167V215H166ZM192 216H193V215H192ZM238 216H239V214H238ZM45 217H46V216H45ZM102 217H103V216H102ZM104 217H105V216H104ZM110 218H111V217H110ZM114 218H115V216H114ZM128 218H129V217H128ZM46 219H47V218H46ZM129 219H130V218H129ZM129 219H128V221H129ZM125 220H126V218H125ZM192 220H194V219L192 218ZM203 220H204V219H203ZM107 221H108V220H107ZM107 221H105V222H107ZM113 221H115V220H113ZM126 221H127V220H126ZM128 221H127V222H128ZM132 221H133V219H132ZM132 221H129V222H128V223H131L130 226L132 225ZM162 221H163V220H162ZM206 221H207V222H208V221H211V222H212V220H211L210 218H209L208 220H206ZM206 221H205V222H206ZM56 222H57V221H56ZM63 222H64V221H63ZM108 222H110V221H108ZM108 222H107V224H108ZM203 222H204V221H203ZM203 222H202V223H203ZM205 222H204V224H205ZM40 223H39V224H40ZM133 223H134V221H133ZM42 224H43V225H42ZM109 224H111V222H110ZM115 224H116V223H115ZM193 224H194L195 227H196L195 222H194ZM209 224H211V223L209 222L208 225H209ZM214 224H215V223H214ZM217 224H218V223H217ZM59 225H61V224H59ZM111 225H112L113 229H115V228H114L115 226H114L113 224H111ZM201 225H202V224H201ZM201 225H199V226L201 227ZM208 225H207V226H208ZM219 225H220V224H219ZM11 226H12V225H11ZM105 226H109V225H105ZM203 226H204V225H203ZM205 226H206V225H205ZM205 226H204V227H205ZM212 226H213V225H212ZM228 226H229V225H228ZM230 226H231V225H230ZM56 227H57V226H56ZM60 227H61V226H60ZM60 227H59V228H60ZM109 227H110V226H109ZM208 227H209V226H208ZM223 227H224V224H223ZM226 227H227V226H225V228H226ZM11 228H12V227H11ZM34 228H35V227H33V229H34ZM37 228H38V227H37ZM198 228H199V227H198ZM231 228H232V226H231ZM61 229H62V228H61ZM110 229H111V227H110ZM194 229H195V228H194ZM199 229H200V228H199ZM210 229H212V227H211ZM210 229H209V230H210ZM227 229H228V227H227ZM115 230H116V229H115ZM115 230H114V231H115ZM192 230H193V229H192ZM213 230H218V228H217V229L214 228ZM222 230H223V229H222ZM23 231H24V232H23ZM112 231H113V230H112ZM194 231H196V230H194ZM207 231H208V230H207ZM207 231H206V232H207ZM227 231H228V233H229V230H227ZM27 232H28V231H27ZM192 232H193V231H192ZM212 232H213V231H212ZM217 232H218V231H217ZM217 232H216V233H217ZM221 232L224 233V231H221ZM221 232H220V233H221ZM111 233H112V232H111ZM208 233H209V232H208ZM208 233H207V234L205 233L206 236L208 235ZM9 234H8V235H9ZM114 234H115V233H114ZM195 234H196V233H195ZM213 234H214V233H213ZM218 234H219V233H218ZM230 234H231V232H230ZM236 234H237V233H236ZM236 234H235V235H236ZM22 235H23V236H22ZM116 235H117V234H116ZM215 235H216V234H215ZM220 235H221L222 238H225V237H226V236L223 237L224 234H220ZM225 235H227V233H226ZM52 236H53V235H52ZM59 236H61V235H59ZM204 236H205V235H203V239H205ZM228 236H230V235H228ZM10 237H11V236H10ZM10 237H9V238H10ZM54 237H55V236H54ZM57 237H58V235H57ZM216 237H217V236H216ZM219 237H220V236H219ZM232 237H233V236H231V238H230V237H229V238L232 239ZM62 238H63V237H62ZM182 238H183V237H182ZM201 238H202V237H200V238H198V239L201 240ZM209 238H210V237H209ZM217 238H218V237H217ZM222 238L217 239L216 242L219 241V240H221ZM229 238L227 237L228 240H229ZM234 238H235V237H234ZM6 240H7V239H6ZM6 240H5V241H6ZM228 240H227L228 243H227V244H222V246H223V245H224V246H225V245L228 246V244H229V241H228ZM8 241H9V240H8ZM19 241H20V240H19ZM190 241H191V240H190ZM210 241H211V240H210ZM210 241H209V242H210ZM222 241H223V239H222ZM222 241H220V242H222ZM231 241H232V240H230V242H231ZM20 242H21V241H20ZM20 242H19V244H20ZM81 242H83V241H81ZM192 242H193V241H192ZM220 242H217V243H220ZM224 242H226V240H224ZM84 243H85V242H84ZM201 243H202V242H201ZM236 243H237V241H236ZM43 244H44V243H43ZM180 244H182V242H181ZM191 244H192V243H191ZM212 244H214V243H212ZM231 244H232V242H231ZM45 245H46V246H45ZM45 245H43V247H42L39 251L34 250V249H32V248L29 249L28 252H27V253H28V254H27V257H28V258H25V259H27V262H26L25 264H65V262H64V260H63L62 258H61V259L59 258V260L57 259V261H55V260L52 258V254H51V251H52V249H53L52 244H51V246H50V244H45ZM95 245H96V244H95ZM193 245H195V244H193ZM60 246H61V244H60ZM84 246H85V245H84ZM198 246H200V245H198ZM201 246H202V245H201ZM206 246H207V245H206ZM219 246L221 247V245H219ZM219 246H218V248H219V250H220V247H219ZM224 246H223V247H224ZM227 246H226V247H227ZM229 246H231V245H229ZM81 247H83V246H81ZM223 247H222L221 249H223ZM232 247H233V245H232ZM232 247H231L230 249H232ZM92 248H93V247H92ZM227 248H228V247H227ZM227 248H226L224 251H229V250H230V249H227ZM15 249H17V247H16ZM82 249H83V248H82ZM206 249H208V248H206ZM209 249H210V250H207V251H209V252L211 251V254H213L214 250H211V248H209ZM92 250H93V249H92ZM183 250H184V249H183ZM185 250H186V249H185ZM7 251H8V248H7ZM7 251H6V252H7ZM41 251H43V252H41ZM44 251H45V252H44ZM212 251H213V252H212ZM222 251H223V250H222ZM224 251H223V252H224ZM70 252H71V251H70ZM81 252H83V251H81ZM85 252H86V251H85ZM96 252H97V251H96ZM182 252H184V251H182ZM232 252H233V251H232ZM16 253H17V255L19 254L18 251H17ZM191 253H192V251H191ZM217 253H218V251L216 252V250H215L214 255L216 254L217 256H219V254H217ZM6 254H7V253H6ZM10 254H11V253H10ZM14 254H15V252H14ZM38 254H41V256L38 255ZM43 254H45V255H43ZM71 254H72V253H71ZM87 254H88V253H87ZM96 254H97V253H96ZM220 254H222V253H220ZM230 254H232L231 251H230ZM11 255H12V254H11ZM15 255H16V254H15ZM20 255H21V254H19V256H20ZM216 255H215V257H217ZM224 255H225V254H224ZM226 255H227V252H226ZM232 255H233V254H232ZM232 255H231V256L228 255V257L231 258ZM92 256H95V255L93 254ZM219 257H220V256H219ZM228 257H227V258H228ZM0 258H2V256H1ZM14 258H15V257H14ZM21 258H22V257H21ZM207 258H208V257H207ZM220 258H221V257H220ZM220 258H219V259H220ZM222 258H223V257H222ZM222 258H221V259H222ZM227 258H223V259H225V260H223V264H230L229 261H231V260H233L234 262H235V261L237 262V260H234L235 258H234V259H231V260H229V259H227ZM18 259H19V258H18ZM209 259H210V258H209ZM209 259H207L208 262L211 261V260H209ZM221 259H220V260H221ZM5 260H6V259H5ZM7 260H8V259H7ZM11 260H12V259H11ZM16 260H17V259H16ZM21 260H22V259H21ZM207 260H206V258H205V261H207ZM212 260H213V259H212ZM214 260H216V259L214 258ZM214 260H213V261H214ZM217 260H218V258H217ZM220 260H219V262H220ZM8 261H9V260H8ZM13 261H14V260H13ZM67 261H68V260H67ZM205 261H203V262L205 263ZM233 261H231V264H232ZM3 262H4V260H3ZM6 262H7V261H6ZM6 262H5V264H8V263H6ZM208 262H207V263H208ZM211 262H212V261H211ZM236 262H235V263H236ZM10 263H11V261H10ZM204 263H203V264H204ZM207 263H205V264H207ZM213 263H214V262H213ZM213 263H212V264H213ZM235 263H234V264H235ZM11 264H14V263H11ZM15 264H16V262H15ZM201 264H202V263H201ZM210 264H211V263H210ZM214 264H215V263H214Z\"/></svg>",
  "mask_w": 264,
  "mask_h": 264
}]
</instances>
